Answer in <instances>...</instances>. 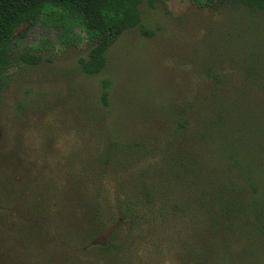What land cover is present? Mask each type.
<instances>
[{
    "label": "rangeland",
    "instance_id": "1",
    "mask_svg": "<svg viewBox=\"0 0 264 264\" xmlns=\"http://www.w3.org/2000/svg\"><path fill=\"white\" fill-rule=\"evenodd\" d=\"M140 11L141 24L121 35L104 70L94 75L80 63L92 48L87 39L67 46L41 25L25 23L16 30L9 46L12 64L0 79V264H184L189 250L207 251L212 242L219 246L210 247L216 249V264L222 251L229 256L247 251L243 264H264V244H258L264 235L211 230L199 217L188 221L172 213L165 226L158 224L151 246L138 243L113 260L102 249L114 234L126 239L129 220L113 209L91 237L70 224L75 215L69 210L76 207L72 202L66 208L64 188L74 175L82 176L71 170L104 166L98 156L115 143L152 139L162 145L182 120L180 108L210 103L201 96L205 85L214 87L207 74L223 71L237 78L241 58L264 52V21L244 8L156 0L144 1ZM106 81L108 105L102 99ZM230 87L237 88L235 82ZM172 139L176 154L183 137ZM204 155L196 166H219L214 156ZM258 170L264 190V166ZM261 202L260 207L264 198ZM111 204L116 207L115 198L106 208ZM81 219H75L77 226Z\"/></svg>",
    "mask_w": 264,
    "mask_h": 264
},
{
    "label": "trees",
    "instance_id": "2",
    "mask_svg": "<svg viewBox=\"0 0 264 264\" xmlns=\"http://www.w3.org/2000/svg\"><path fill=\"white\" fill-rule=\"evenodd\" d=\"M144 1L153 5L156 0H0V79L12 64L9 46L16 30L25 23L54 32L67 46L87 39L92 48L80 60L81 66L89 75L101 73L110 48L125 31L141 24L140 6ZM193 2L201 8H244L264 21V0ZM260 53L263 57L264 52ZM259 55L240 59L243 67L237 78L227 77L223 71L207 74L206 80L214 87L205 85L201 96L210 103L189 102L180 108L177 114L182 120L173 134L167 133L162 145L152 139L134 145L115 143L98 156L104 166L71 170L73 175V171L82 173L74 175L64 188L69 194L66 208L69 210L72 202L76 207L69 210L75 215L70 224L76 232L91 237L107 224L111 210L119 212L130 226L124 229L125 240L122 234H114L109 246L102 249L112 260L124 257L138 243L151 246L158 224L165 226L172 213L183 214L188 221L199 217L211 230L237 231L234 234L238 236L242 234L239 232L264 235L260 209H264L260 207L264 190L258 170V166H264V61ZM233 82L235 90L230 87ZM104 85L102 99L108 105L109 81ZM176 134L183 140L173 154L172 137ZM203 153L204 157L214 156L219 166L211 170L196 166ZM110 198H115L116 207L111 204L106 208ZM79 217L82 219L77 226L75 219ZM259 241L264 244L262 237ZM211 246L207 251L189 250L183 263H218L216 249ZM221 253L220 264L235 259L236 264H243L241 258L248 255L247 251L237 256Z\"/></svg>",
    "mask_w": 264,
    "mask_h": 264
}]
</instances>
